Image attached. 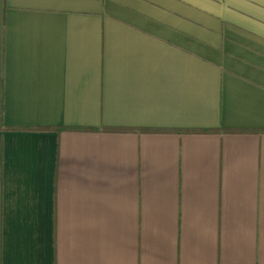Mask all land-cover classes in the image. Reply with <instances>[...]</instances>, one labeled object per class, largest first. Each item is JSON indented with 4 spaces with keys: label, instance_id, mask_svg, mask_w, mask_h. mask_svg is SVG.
<instances>
[{
    "label": "crops",
    "instance_id": "obj_1",
    "mask_svg": "<svg viewBox=\"0 0 264 264\" xmlns=\"http://www.w3.org/2000/svg\"><path fill=\"white\" fill-rule=\"evenodd\" d=\"M0 264H264V0H0Z\"/></svg>",
    "mask_w": 264,
    "mask_h": 264
},
{
    "label": "trees",
    "instance_id": "obj_2",
    "mask_svg": "<svg viewBox=\"0 0 264 264\" xmlns=\"http://www.w3.org/2000/svg\"><path fill=\"white\" fill-rule=\"evenodd\" d=\"M64 129H75L74 127H66ZM107 131H129L130 129L128 128H105ZM141 131H147V132H152V131H171V132H176V131H179V130H176V129H150V128H141L140 129ZM181 131H184V132H198V133H206V132H213V131H216V129H183ZM227 132H237V131H240V130H235V129H228V130H225Z\"/></svg>",
    "mask_w": 264,
    "mask_h": 264
}]
</instances>
